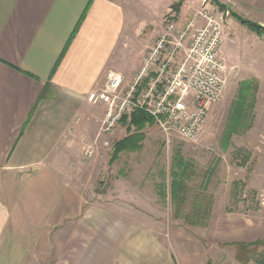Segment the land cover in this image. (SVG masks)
<instances>
[{
    "label": "rangeland",
    "instance_id": "rangeland-1",
    "mask_svg": "<svg viewBox=\"0 0 264 264\" xmlns=\"http://www.w3.org/2000/svg\"><path fill=\"white\" fill-rule=\"evenodd\" d=\"M184 1L169 11L188 18L207 3L226 15L225 86L202 132L195 141L167 136L155 124L128 132L123 120L105 131V105L90 103V124L83 137L74 139L75 158L80 159L69 164V178L81 192L84 207L90 208L86 218L93 224L74 228L71 220L53 228L44 249L29 254L22 264H116L117 239L124 235L130 242L139 236L147 264H153L152 243L159 244L156 257L161 264H239L237 243L264 238V33L249 30L234 16L264 26L258 21L264 20V5L258 4L264 0H190L185 14L180 11ZM158 32L140 37L141 50L131 52L128 63L138 68ZM130 73L124 83L132 81ZM134 132L142 135L137 147L114 157V143ZM177 159L185 166L186 200L181 203L171 193ZM71 235L94 237L90 261L71 254L59 262V245ZM106 248H114V262Z\"/></svg>",
    "mask_w": 264,
    "mask_h": 264
},
{
    "label": "crops",
    "instance_id": "crops-1",
    "mask_svg": "<svg viewBox=\"0 0 264 264\" xmlns=\"http://www.w3.org/2000/svg\"><path fill=\"white\" fill-rule=\"evenodd\" d=\"M175 2L0 0V264H22L65 222L93 224L69 178V164L80 159L74 139L83 137L92 115L87 94L107 70L134 75L131 52L141 50V36L162 31ZM93 239L68 236L59 262L71 254L90 261ZM117 240L116 264H147L139 236ZM152 246L153 264H161L159 244ZM107 253L114 262V248Z\"/></svg>",
    "mask_w": 264,
    "mask_h": 264
},
{
    "label": "built area",
    "instance_id": "built-area-1",
    "mask_svg": "<svg viewBox=\"0 0 264 264\" xmlns=\"http://www.w3.org/2000/svg\"><path fill=\"white\" fill-rule=\"evenodd\" d=\"M224 16L207 3L188 18L164 15V27L132 81L124 83L122 73L107 70L87 94L89 103L106 107L101 128L110 131L123 115L141 109L165 135L195 141L225 86Z\"/></svg>",
    "mask_w": 264,
    "mask_h": 264
},
{
    "label": "trees",
    "instance_id": "trees-1",
    "mask_svg": "<svg viewBox=\"0 0 264 264\" xmlns=\"http://www.w3.org/2000/svg\"><path fill=\"white\" fill-rule=\"evenodd\" d=\"M182 1L183 0H178L175 4H173L175 10L179 9ZM216 4L219 9L225 8L224 4L222 3L216 2ZM234 16L241 24L245 25L249 30L259 35L264 33V26L253 22L247 18H243L240 15L234 14ZM43 96L44 92L41 94V98ZM239 99L242 100L241 95ZM238 105H240V103ZM120 120L126 121L128 123V132L131 130V128L139 130L142 129L146 124H154L153 118L141 109H135L130 114L123 115ZM232 125L233 126L230 125V128H235L234 124ZM231 130L232 129H229L228 132H230ZM141 137L142 135L140 133L134 132L126 136L125 138L115 142L113 145V156L115 157L116 154L122 149L137 147V143L141 139ZM172 172L174 177L171 186L172 198H174L175 201L181 203L186 200V193L182 192V188L184 186L182 180L185 174V166L183 165V162L177 159ZM194 206V211L197 212L198 208L196 205ZM177 210L182 212L183 207H177ZM237 245V261L239 262V264H249V262L253 264H264V238L257 239L251 242H240L237 243Z\"/></svg>",
    "mask_w": 264,
    "mask_h": 264
}]
</instances>
